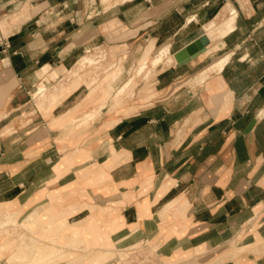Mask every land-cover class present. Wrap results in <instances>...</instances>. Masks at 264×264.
<instances>
[{
	"label": "crops",
	"instance_id": "crops-1",
	"mask_svg": "<svg viewBox=\"0 0 264 264\" xmlns=\"http://www.w3.org/2000/svg\"><path fill=\"white\" fill-rule=\"evenodd\" d=\"M87 1L0 0V212L65 237V251L71 237L94 249L151 241L166 256L226 254L232 240L244 249L222 264H264V0ZM229 7L218 47L157 66L145 107L86 123L80 86L49 94L53 70L89 46L143 40L173 54Z\"/></svg>",
	"mask_w": 264,
	"mask_h": 264
},
{
	"label": "rangeland",
	"instance_id": "rangeland-1",
	"mask_svg": "<svg viewBox=\"0 0 264 264\" xmlns=\"http://www.w3.org/2000/svg\"><path fill=\"white\" fill-rule=\"evenodd\" d=\"M125 1L128 0H115L106 5L102 0H88L87 9L90 10L92 4L96 6L100 2L101 10H104ZM171 25L174 27L173 23ZM204 33L214 46L213 49L217 48L221 41L218 32ZM133 45L123 46L121 49L105 44L98 47L89 46L67 66V69L61 70V74L59 71L50 85L52 87L55 85L56 90L62 89L63 86V89L66 88L65 91L80 86L75 95L88 98L81 111H85L86 108L87 112L91 110L89 114L86 112L89 117V120L85 119L86 123L97 119L102 112L106 115L118 113L127 105H132L136 109L145 107L151 102L150 99L155 97L153 88L156 67L168 64L174 57L170 46L161 49L162 44L154 46L153 42L145 46L143 40ZM116 74L120 76L113 80ZM42 84L40 82L38 86ZM46 88L45 86L44 89ZM85 88L87 92H83ZM39 94H42L37 95L39 98L46 99L42 91ZM0 213V223L3 224H0V264H60L62 261H66L67 264H222L227 258L235 257L244 249L242 247L237 251L238 242L231 240L224 247L230 249L226 254H217L221 250V247H217L210 251L203 249L196 254L185 252L166 256L159 251L157 244L151 241L130 244L118 238L117 243L111 242L110 247L101 245L94 249L84 245L87 243L86 240L84 242L71 237L69 242L72 243L70 246L72 250L65 251V247L63 248L65 246L63 244H67L66 240L63 242L65 237L36 235L35 223L29 216L27 220L20 221L16 219V212L5 210ZM56 228L59 231L56 232ZM61 229V225H57L49 231L58 233ZM40 249L42 252H39Z\"/></svg>",
	"mask_w": 264,
	"mask_h": 264
},
{
	"label": "bare ground",
	"instance_id": "bare-ground-1",
	"mask_svg": "<svg viewBox=\"0 0 264 264\" xmlns=\"http://www.w3.org/2000/svg\"><path fill=\"white\" fill-rule=\"evenodd\" d=\"M103 1V3L105 4L106 3V5L107 4H111V3H113L115 0H102ZM194 16V15H193ZM234 16H235V12H234V8L233 7H229V8H224V9H222L219 13H217L215 16H213V17H211V18H209L208 20H206V21H204V24L202 23V24H200L201 25V28H202V30H204V31H209V32H214V31H217L218 32V34H219V37L218 38H221V37H223L226 33H228L230 30H231V28H232V23H233V21H234ZM195 18L194 17H189L187 20H185L186 21V24L187 23H190V22H192L193 20H194ZM195 22V21H194ZM224 24V28H222L221 26ZM206 25V26H205ZM184 26H186V25H184ZM188 26V25H187ZM184 28V27H183ZM169 44V43H168ZM169 45H162V46H160V48L162 49V48H167ZM173 46V45H172ZM211 61H213V60H211ZM225 61H226V57H219L216 61H214L213 63H211L210 65H208L207 67H205V69L203 70V72L199 75V77L197 78V80H198V82L200 83V82H202L205 78H206V76L209 74V72L210 71H218V70H220L221 68H222V66H223V64L225 63ZM95 69V68H94ZM61 70H64V68L62 67L61 68ZM61 70H57V69H54L53 70V77L55 78L56 76H58V73H59V71H61ZM93 72V71H92ZM90 74V73H89ZM96 74V73H95ZM88 75V74H87ZM120 76V74H116L112 79L113 80H117V78ZM197 84V83H196ZM45 85L43 84L42 86H41V91L45 94ZM51 88H53L52 89V92L51 93H49L50 95H51V97L52 98H54V99H56L55 98V96H57L56 94H57V92H58V89L56 90V88H55V85H54V87H51ZM42 95V94H41ZM49 95V96H50ZM45 96H47V94H45ZM48 96V97H49ZM53 99V100H54ZM95 109V108H94ZM88 114H89V112H88ZM86 120H89V117L87 116L86 118H85ZM43 206V205H42ZM42 206H41V208H42ZM39 208H40V206H39ZM40 208V209H41ZM38 210V207H37V209L36 210H33V211H37ZM1 214V213H0ZM7 214H8V216H9V213L7 212ZM29 214V213H28ZM30 214L32 215V212H30ZM6 215V214H5ZM30 215V216H31ZM2 217V216H1ZM10 217V216H9ZM8 217V218H9ZM25 219V218H24ZM1 220V219H0ZM5 220V219H4ZM3 220V221H4ZM25 220H27V219H25ZM11 221V220H10ZM3 223V222H2ZM4 223H6V222H4ZM12 223V222H11ZM1 224V223H0ZM1 225H3V224H1ZM21 226V225H20ZM43 245V244H42ZM58 248V247H57ZM60 248V247H59ZM64 248V247H63ZM237 248V247H236ZM242 249V247H239L238 246V248L236 249L237 251H240ZM58 249H56V251H57ZM68 250V249H67ZM61 251V250H60ZM60 251H59V253H60ZM63 251V250H62ZM39 252H42L41 251V249H40V251ZM50 252V251H49ZM58 252V251H57ZM39 254H41V253H39ZM56 254V253H55ZM61 254H63V252L61 253ZM54 256V255H53ZM58 256H60V254L58 255ZM55 257H57V256H55ZM51 259V258H50Z\"/></svg>",
	"mask_w": 264,
	"mask_h": 264
},
{
	"label": "water",
	"instance_id": "water-1",
	"mask_svg": "<svg viewBox=\"0 0 264 264\" xmlns=\"http://www.w3.org/2000/svg\"><path fill=\"white\" fill-rule=\"evenodd\" d=\"M210 40L205 33L200 34L197 38L173 52V57L179 64L189 61L191 58L205 51Z\"/></svg>",
	"mask_w": 264,
	"mask_h": 264
}]
</instances>
